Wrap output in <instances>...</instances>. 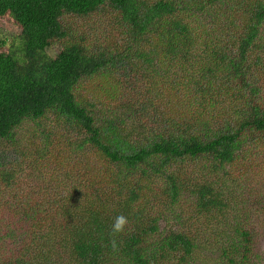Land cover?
I'll list each match as a JSON object with an SVG mask.
<instances>
[{
	"label": "trees",
	"instance_id": "trees-1",
	"mask_svg": "<svg viewBox=\"0 0 264 264\" xmlns=\"http://www.w3.org/2000/svg\"><path fill=\"white\" fill-rule=\"evenodd\" d=\"M6 18L0 264H264V0H0Z\"/></svg>",
	"mask_w": 264,
	"mask_h": 264
},
{
	"label": "rangeland",
	"instance_id": "rangeland-1",
	"mask_svg": "<svg viewBox=\"0 0 264 264\" xmlns=\"http://www.w3.org/2000/svg\"><path fill=\"white\" fill-rule=\"evenodd\" d=\"M19 33H20V28L17 27L15 24H13L10 19L6 18L3 21H0V34L1 35L8 36L10 38V37L14 36L15 34L19 35ZM59 50L60 49H59L58 46L53 45V46L49 47L48 53L54 56V55L57 54V52ZM89 84H91L89 81H84L82 83L81 88L78 89V92L82 96L81 97L82 103H84L86 105L89 104L92 101V94L87 92L88 88L90 87ZM106 102H108V100H106V99L98 101L96 103L97 108H101L102 105L106 104ZM227 190L230 191L231 188H227ZM241 204H242L241 201H239L237 203H234L233 204V209L236 210L237 208H239L241 206ZM260 234H261L260 238H262V239H261L260 244L257 245V247L260 249L258 251L260 252L261 256H263V258H264V231H262ZM217 254H218V252H217V250H215L214 251V256H212V258H214L215 256L217 257Z\"/></svg>",
	"mask_w": 264,
	"mask_h": 264
},
{
	"label": "clouds",
	"instance_id": "clouds-1",
	"mask_svg": "<svg viewBox=\"0 0 264 264\" xmlns=\"http://www.w3.org/2000/svg\"><path fill=\"white\" fill-rule=\"evenodd\" d=\"M127 223H128V218L125 215L120 214L116 216L113 222V225H112V234L115 235V234L124 232ZM111 245L113 249L115 250L117 248V241L113 239L111 241Z\"/></svg>",
	"mask_w": 264,
	"mask_h": 264
}]
</instances>
